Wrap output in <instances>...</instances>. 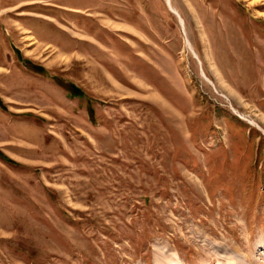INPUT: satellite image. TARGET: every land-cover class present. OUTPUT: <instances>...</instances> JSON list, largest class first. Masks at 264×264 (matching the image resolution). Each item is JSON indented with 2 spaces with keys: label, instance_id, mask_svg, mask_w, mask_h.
<instances>
[{
  "label": "rangeland",
  "instance_id": "1",
  "mask_svg": "<svg viewBox=\"0 0 264 264\" xmlns=\"http://www.w3.org/2000/svg\"><path fill=\"white\" fill-rule=\"evenodd\" d=\"M172 3L0 0V264L264 261V0Z\"/></svg>",
  "mask_w": 264,
  "mask_h": 264
},
{
  "label": "bare ground",
  "instance_id": "2",
  "mask_svg": "<svg viewBox=\"0 0 264 264\" xmlns=\"http://www.w3.org/2000/svg\"><path fill=\"white\" fill-rule=\"evenodd\" d=\"M165 1V4L168 6V8L170 9L171 12H173L176 17L178 18L179 22H180V25L182 28H184V31H185V23H184V19L183 17L181 16V14L179 13V11L177 10V8L173 5L172 3V0H164ZM187 44H188V47L189 49L191 50L192 54L199 59L197 53L195 52V50L192 48L189 40L187 39ZM201 73H202V77L208 82L210 83L211 85H213L210 81H209V78L206 76V74L204 73L203 69H201ZM248 255V254H247ZM162 258V257H161ZM167 260V259H166ZM172 260V259H171ZM156 262V261H155ZM178 262V260H177ZM216 262L217 264H221V262L219 261V259L216 258ZM224 262V261H223ZM249 262L252 263V264H264V261H254V260H251L249 259ZM169 263V262H168ZM181 264V263H180ZM228 264H234V261H229Z\"/></svg>",
  "mask_w": 264,
  "mask_h": 264
}]
</instances>
